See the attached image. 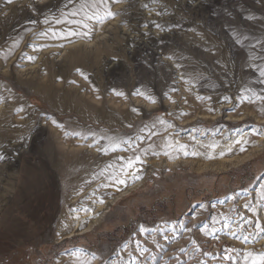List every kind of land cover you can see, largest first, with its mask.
<instances>
[{"label": "rangeland", "instance_id": "374dc122", "mask_svg": "<svg viewBox=\"0 0 264 264\" xmlns=\"http://www.w3.org/2000/svg\"><path fill=\"white\" fill-rule=\"evenodd\" d=\"M65 3L0 0V112L23 103L0 145V264H74L75 249L107 264H231L226 254L264 252V102L239 99L244 87L264 94V0L110 2L114 19L53 39L70 26L41 21ZM109 137L131 147L105 154ZM70 152L83 167L63 161ZM135 155L138 178L108 183L106 166Z\"/></svg>", "mask_w": 264, "mask_h": 264}, {"label": "snow or ice", "instance_id": "6c2138e0", "mask_svg": "<svg viewBox=\"0 0 264 264\" xmlns=\"http://www.w3.org/2000/svg\"><path fill=\"white\" fill-rule=\"evenodd\" d=\"M9 3L12 2V0H8ZM117 4L122 3L124 0H66V3L63 5V8L60 9V15L59 16H53V17H45L41 23L49 24L50 22L54 21L55 24H65L70 26L68 29L65 30L63 34L53 31L51 34V38L53 39H64L67 37L77 36L81 35V29L91 30V27L96 23H103L106 20L114 19L115 13H113L110 10L109 3ZM68 5H72V8L68 11H65L64 9H68ZM147 7V5H145ZM33 11H37V9H33ZM159 14V13H157ZM35 23V21H33ZM71 26H75V30H72ZM157 28H162L161 25H156ZM84 35H87L88 32H83ZM41 35H46V33H41ZM247 39V37H244ZM237 42H239V38L237 37ZM261 43V48L264 50V42ZM252 47H255V45H252ZM28 59H33L32 57H29ZM261 59H264V56H261ZM79 72V70H77ZM256 71L259 72L260 83L264 84V65H260ZM81 75H83L81 73ZM87 79V77H84ZM251 92V95H247V93ZM116 95H123V93H115ZM137 95H143L146 100H148L150 103H155V98L150 95H145L140 91V89L136 90ZM197 99L203 100L204 97L198 96ZM239 99L241 101H247L248 103H255L257 100L264 102V94H258L255 91H252L249 87H244L241 89V94ZM224 101H228L229 97L225 96L223 97ZM18 111H23V109H17ZM135 112L136 109H133ZM262 112H264V109H261ZM161 124L164 123L163 120L159 121ZM55 123V121H53ZM62 127V126H61ZM143 131V129H141ZM256 129H253V134L256 133ZM67 134V133H66ZM72 135L80 136L81 133L75 132L72 133ZM87 138V137H85ZM110 141V144L105 147L102 151H104L105 154H107L108 151L115 152L119 147L120 143L129 144L131 147V144L129 141H116L113 138H108ZM137 139H140V137H137ZM241 141L237 140L236 143L239 144ZM171 147V144L168 145ZM180 150H184L186 148L185 145H179L178 146ZM209 147L215 149L217 145L213 144ZM241 151H243V148H241ZM185 155H188V153L185 151ZM193 155H196L195 152L192 153ZM165 155H168L167 152H165ZM211 158V157H209ZM0 159H4V157H0ZM141 162V157L139 155H135L133 157H129L126 161V163H122L118 168H115L114 165L109 164L108 168H115V171L107 177L108 180L113 182L115 185H126L127 180L125 177L131 173L133 178H138L137 170L135 168L137 163ZM103 174V170L102 173ZM259 200L264 201V184L261 185L259 192L257 193ZM245 207H248V205H245ZM253 213L255 214V210L252 209ZM242 219V218H241ZM213 222L215 221V218H213ZM250 223V222H248ZM208 225H204V229H206ZM224 227H229L228 223L224 224ZM255 228L259 232H264V227L261 226L260 222L257 221L255 223ZM204 229H201L202 231ZM140 232L143 234L146 231H151L149 229H146L144 226L140 227ZM191 231V229H189ZM245 240H248V237H244ZM126 247V245H125ZM159 247V246H158ZM137 249L140 251L141 256L145 252H147V249H140L139 244L137 245ZM183 251V249L181 250ZM69 254L74 257V264H93L94 261L101 260L103 261L102 256H98L96 252L88 253L83 249H75L74 251H69ZM131 255V254H130ZM152 259H155V257H152ZM224 259L226 261H231V264H264V252H245L243 254L242 259L233 258L231 255H225ZM103 264H107V261H103ZM133 264H135V261H133Z\"/></svg>", "mask_w": 264, "mask_h": 264}, {"label": "bare ground", "instance_id": "6f19581e", "mask_svg": "<svg viewBox=\"0 0 264 264\" xmlns=\"http://www.w3.org/2000/svg\"><path fill=\"white\" fill-rule=\"evenodd\" d=\"M77 51H78V50H77ZM79 58H80V57H79ZM71 59H72L71 64H79V62H80L79 59H78L76 56H73ZM80 60H81V59H80ZM70 61H71V60H70ZM0 62L4 63V62H6V60H5V59H1ZM52 76H53V75L51 74V77H52ZM51 77H50V78H51ZM55 77H56V76L54 75V78H55ZM49 80H50V79H49ZM45 83H47V82L45 81ZM46 85H47V84L44 85V84L42 83V84H41V87H44V86H46ZM6 107H7V106H6ZM6 107H5V108H6ZM10 107H11V108H10ZM12 107H13V108H12ZM5 108H4V110H3L2 112H0V128L2 129V132H0V135H1V137H0V145H2V146H3L4 144H7V143H5V142H8V139H6V138L3 137V135H6V134H7V131L9 132V130L6 131V129H5V128H6V125L9 126V124H12V122H13V118H12L13 115H12V113L15 112V111H18L17 109H23V103L21 104L20 101H19L18 103L14 104V106H8L9 110H8V108H7V110H6ZM26 109H27V107H26ZM68 110H71V109H68ZM0 111H1V110H0ZM80 113H81V114H80ZM80 113H79V114H80L81 116L83 115L84 117H87V118H88L87 114L84 115V113H83L82 111H81ZM97 116H98V115H97ZM90 118H94V122H95V123H98L99 121H104L107 125H109V124L112 125V124L114 123V119H115V118H113V117H107V118H105L104 120L101 119V118L98 119L97 117H90ZM84 119H85V118H84ZM88 120H89V118H88ZM10 126H11V125H10ZM4 127H5V128H4ZM1 129H0V131H1ZM9 129H10V128H9ZM38 130H39V131H38ZM4 131H6V132H4ZM34 132H35V134H36L35 136H39V135H41V133H42V131L40 132V128H39V129H35ZM11 133H12V132H11ZM7 136H8V135H7ZM7 136H6V137H7ZM15 142H16V141H15ZM13 144H14V142H13ZM19 144H20V143H19ZM21 144H22V143H21ZM30 144H31V143H30ZM105 144L108 146V145L110 144V141H109L108 143L105 142ZM8 145H9V143H8ZM10 145H11V144H10ZM17 145H18V144H17ZM36 145H37V144H36ZM102 145H103V144H102ZM20 146H22V145H19V147H20ZM25 146H26V145H25ZM104 146H105V145H104ZM30 147L32 148L33 146H30ZM35 147H36V146H35ZM38 147H39V146H38ZM105 147H106V146H105ZM105 147H102L101 150L105 149ZM17 148H18V147H17ZM23 148H24V147H23ZM23 148H22V149H23ZM26 148H27V147H26ZM26 148H25V150H26ZM31 148H30V150H29L28 152H26V153H31L32 150H33V149H31ZM36 148H37V147H36ZM36 148H35V149H36ZM71 148H72V147H71ZM12 149H15V147H13ZM27 149H28V148H27ZM3 150H4V149H3ZM74 150L77 151L78 149L76 150V149L74 148ZM74 150H73V151H74ZM22 151H23V150H22ZM26 151H27V150H26ZM98 151H100V150H98ZM18 152H19V151H18ZM20 152H21V151H20ZM41 152H42V151H41ZM204 152H205V151H204ZM16 153H17V152H16ZM34 153H36V152L34 151ZM39 153H40V151H39ZM41 154H42V153H41ZM43 155H44V154H43ZM97 155H99V154H97ZM201 155H203V154H201ZM231 155H234V154H231ZM51 156H52V155H51ZM61 156L63 157V161H64L66 164H68L69 166H70V165L72 166L73 163H78L79 165H81V164L83 163L82 160L79 158V155H78L77 153H73V154H72V153L70 152V153H67V154H65V155H64V153H63V155H61ZM208 156H209V157H213V154H210V155L208 154ZM249 156H250V155H249ZM42 157H43V156H42ZM200 157H201V156H200ZM251 157H252V155H251ZM245 158H246V157H245ZM248 159H249V158H248ZM45 160H46V159H45ZM49 160H50V158H49ZM52 160H54V158H53ZM52 160H50V161H51L50 165L53 164V165H52L53 170L56 171V172H57V171H60L61 168H60V166L58 165V163L56 164V163L53 162ZM245 160H246V159H245ZM112 161H114V160H112ZM115 161H116V163H117V159H116ZM237 161H238V160H237ZM241 161H242V160H241ZM72 162H73V163H72ZM110 162H111V161H110ZM71 163H72V164H71ZM112 163L114 164L115 162H112ZM118 163H119V162H118ZM118 163H117V164H118ZM232 163H233V162H232ZM236 163H237V162H236ZM241 163H242V162H241ZM113 164H112V165H113ZM76 165H77V164H76ZM83 165H85V163H84ZM86 165H87V164H86ZM88 165H89V164H88ZM114 165H115V164H114ZM69 166H68V167H69ZM81 166H82V165H81ZM118 166H119V164H118ZM118 166H117V168H118ZM82 167H83V166H82ZM106 167H107V166H106ZM136 167H138V166L136 165L135 168H136ZM70 168H71V167H70ZM72 168H73V167H72ZM72 168H71V169H72ZM101 168H102V166H101ZM115 168H116V167H115ZM115 168H114V169H115ZM104 169H105V168H104V166H103V171H104ZM111 169H112V168H111ZM114 169H113V170H114ZM98 170H99V169H98ZM109 170H110V169H109ZM136 170H137V168H136ZM218 170H219V169H218ZM218 170H216V172H217ZM107 171H108V170H107ZM220 171H221V170H220ZM100 172L102 173V171H100ZM108 172H109V171H108ZM110 172H113V171H110ZM210 172H211V171H210ZM213 172H214V171H213ZM84 173H85V172H84ZM95 173H96V172H95ZM217 173H218V172H217ZM89 174H90V173H88V175H89ZM92 174L94 175V173H92ZM98 174H99V171H98ZM111 174H112V173H109L108 176H110ZM130 174H131V173H130ZM103 175H105V174H103ZM103 175H102V177H104ZM97 176H100V175H97ZM105 176H106V175H105ZM128 176H129V175H128ZM129 177H130V176H129ZM86 178H87V177H86ZM89 178H91V176H89ZM94 178H96V177H94ZM94 178H93V180H94ZM104 178H105V177H104ZM87 179H88V178H87ZM91 179H92V178H91ZM125 179H127V178H125ZM8 180H9V179H8ZM88 181H89V180H88ZM95 181H96V180H95ZM99 181H100V180H99ZM12 182H13V181H12ZM92 182H93V181H92ZM105 182H106V180L104 181V185H105ZM107 182L110 183V180L107 179ZM8 183H9V182H8ZM93 183H94V182H93ZM9 184H10V183H9ZM95 185H97V184H95ZM98 185H99V183H98ZM93 186H94V185H93ZM107 186H109V185H107ZM112 186H113V183H112ZM114 186H115V188H116V186L118 187L119 185H115V184H114ZM121 186H124V185H121ZM121 186H120V187H121ZM10 187H11V186H10ZM120 187H119V188H120ZM108 188H109V187H108ZM115 188H114V189H115ZM112 189H113V188L111 187L110 190H112ZM114 189H113V191H114ZM5 190H6V189H5ZM116 191H117V190H116ZM114 198H115V197H114ZM117 199H118V198H117ZM120 199H121V198H120ZM121 200H122V199H121ZM118 201H119V200H118ZM65 203H66V202H65ZM114 203H115V202H114ZM63 204H64V203H63ZM112 204H113V203H112ZM107 207H108V206H107ZM84 208H85V207H84ZM107 209H108V208H107ZM63 212H64V211H63ZM63 212H61V213H63ZM61 213H60V214H61ZM100 213H101V212H100ZM102 213H103V212H102ZM63 214H64V213H63ZM63 214H62V215H63ZM103 214H104V213H103ZM99 216H100V215H99ZM65 217H66V215H65ZM93 217H95V215H94ZM100 217H101V216H100ZM60 218H62L61 215H60ZM96 219H97V218H96ZM94 221H95V220H94ZM77 224H80V223L77 222ZM94 224H95V222H94ZM74 225L76 226V224H74ZM74 225H73V226H74ZM98 225H100V224H98ZM73 226H72V227H73ZM64 227H65V225H63V228H64ZM77 227H78V225H77ZM94 227H95V226H94ZM63 228H62V229H63ZM65 228H66V230L68 229L67 227H65ZM74 228H75V227H74ZM88 228H89V227H88ZM90 228H93V227H90ZM95 228H96V227H95ZM62 229H61V230H62ZM69 229H70V228H69ZM72 229H73V228H72ZM59 230H60V229H59ZM61 230H60L59 232H62ZM75 230H76V228H75ZM92 230H93V229H92ZM94 230H95V229H94ZM85 231H86V230H85ZM88 231H90V229H89ZM55 232H56V231H55ZM59 232H56V233L58 234ZM63 232H65V231H63ZM67 232H68V231H67ZM69 233H71V235L74 234V233H72V232H69ZM77 233H78V234H77ZM77 233H75V234H76V235H79V234H80L79 232H77ZM85 233H86V232H84L83 234H85ZM87 233H88V232H87ZM59 234L63 235L64 233H63V234H62V233H59ZM59 234H58V235H59ZM76 235H75V237H76ZM59 236H60V235H59ZM64 236H65V235H64ZM69 236H70V235H69ZM65 237H66V236H65ZM62 238H63V237H62ZM64 239H65V238H64ZM58 240H59V238H58Z\"/></svg>", "mask_w": 264, "mask_h": 264}]
</instances>
